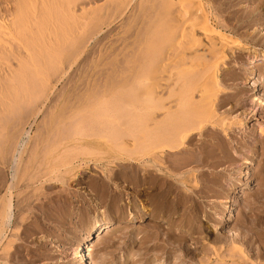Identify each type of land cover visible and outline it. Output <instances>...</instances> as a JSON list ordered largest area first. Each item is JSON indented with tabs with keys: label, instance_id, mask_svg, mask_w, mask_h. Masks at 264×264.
<instances>
[{
	"label": "rangeland",
	"instance_id": "374dc122",
	"mask_svg": "<svg viewBox=\"0 0 264 264\" xmlns=\"http://www.w3.org/2000/svg\"><path fill=\"white\" fill-rule=\"evenodd\" d=\"M17 1L18 0H0V155L1 153L2 156L4 155L0 157L5 159L7 156L6 153H14L17 148V143L22 144V141L26 142L27 140V146H25L26 148L23 152L26 153L25 156H34L35 153L41 152L40 154L44 160L48 157H50L49 160L56 159L54 164H56V166L59 164V167L61 165L62 169H64L63 166H65V164H68L69 156L72 155L71 157H75L80 153L82 156L78 155L76 157L77 160L75 162L77 168H75L71 174H62L65 180L61 178L62 181H54L56 184L54 186L55 188L49 187L51 184L50 182H48L49 184L45 183L42 185L36 180L33 184L29 182L31 188L28 187L27 190L24 188L22 191H15V206L24 201V205L23 203L20 204L21 207L23 205L25 208L22 207L23 210H31H29L30 212L26 211L23 213L24 211H22L18 213V211L22 209L16 206L15 210L17 213L15 212V217L19 221L15 218L13 222L14 225L12 224L13 226L11 225L5 230V235L7 236H5L3 242V244L7 243L8 245V241L12 240L13 245H10L12 243L9 244L12 249L7 245L1 247L2 251L7 247L10 250L7 253L5 252L8 250H5L3 253L0 249V264H79L74 259L72 251L79 243L86 241L88 234L92 230V225L94 226L96 221L101 223L112 221L113 223L111 229L106 231L103 235V239L95 243L91 258L96 264H205V260L206 264H208L207 260L210 259V255L212 259L221 256L223 259L228 261L231 260L232 264H264V155H261V153L259 155L258 153L257 156H254L249 152L251 150L250 147H247L249 144L244 147L245 150L244 148L241 150L246 156H244L246 159L244 158L241 161L242 163L239 162L243 164L242 168L239 167L238 170L237 168L235 169V167L230 168V170L223 166L217 168V171L223 176L221 177L223 180L220 178L219 186H216L217 188H211L210 192H212V194H207L208 198H201L200 201L202 203H200L199 211L194 213V217L191 215V218L188 216L189 214L184 211V207L177 203L176 194H174L176 198H174V196L171 197L172 200L174 198L173 201L167 198V189L165 187H159V189H162H158L159 192L152 190L150 192L148 191L150 197L148 195H141V197L139 196L140 192L139 195L137 193V191L142 190L141 187H135L133 184H124L118 179H116L117 181L115 179L110 181V185L112 184L111 186H104V183L107 185V181H109L106 175L108 172L109 174L112 172L111 175H109L112 179L115 174H117V171L124 172V170L127 171V169L129 170V176H135L134 171H131L133 169L131 168L133 167L131 164L134 165L137 163L133 161L136 160L135 153L142 152L140 149L142 148L141 142L143 143L145 140L142 139L141 134H143L144 138L145 132L143 131L146 130L144 129L145 125H141L140 121L142 120L140 119L139 121L137 117L139 115V118L143 119H146L148 116L147 119L153 118L150 113L147 114V109L155 102L153 99L152 102H150L147 100V97H145L144 100H146V104H144L143 99L139 101L135 95H138L140 99L141 96H144L143 93L145 89L149 87H152V90L154 89L156 91V93L154 92L155 94H157L159 90L161 91L158 85H153V83H151L154 81L151 77L155 75L154 71L157 69L156 65L159 64L158 61L162 59L166 60H162V65L167 66L169 71L170 68H175L172 69L174 79L172 75L169 76L168 74L171 71L166 72L168 69L164 67L163 76L165 75L166 78L163 77V86L166 85L162 87V89L166 87L169 88L170 86L172 88V81L174 82V80H177L176 77L182 76L180 78L183 79L184 82H182L183 80L179 82L184 83L183 87L186 89H188L186 86L189 84L188 82H191L192 85L195 84L193 87L196 88L193 89L191 85H188L191 86L189 87L191 91H194V89L197 90H195L197 93H194L195 100L200 99L201 94L203 95V92L208 89L210 90L209 92H216L219 95L217 96V94H215L219 99L215 96L213 97V99L215 98V103H220L221 101L222 103L225 102L222 106L223 109H212L220 114L232 111L231 116L228 117V115V118L226 117L227 122L223 123L222 126L225 125L226 127L228 125L230 126L229 123H236L240 119L239 117H241L242 112L246 109L251 111L255 106L257 107L254 110L256 113H258L259 109H262L261 112H259V114H261L258 116V120H250L249 116L248 120L243 121V125H247L246 131L250 133L254 126L264 124V106H259V108V103L256 101L259 93H250L248 89L250 86L248 77L246 78V76L243 77L242 75V73L246 72L247 75L250 74L248 70H250L252 66L260 71L258 72L259 76L261 73H264V60L261 56L264 54V0H248L241 1V3L236 2L235 4H232L229 0H184L186 4H183L184 6L187 5L186 7L188 9L193 8V6L194 8L196 6L203 7L207 11H205L206 14L209 16V23L212 24L214 28L217 29L218 27V30L220 29L222 32L225 31L224 33L228 32L229 34H233L235 39L245 45L244 49L234 48L233 50H229L230 52L228 51L230 56H232V53L237 52V55H239L238 59L229 57L231 60H228L227 63H219L215 71L219 74L220 79L218 78L217 82L213 84H207L203 81V79L206 80L207 77H209L206 75H210V73L206 72L207 67L204 69L206 66L204 63L206 62H203L202 59H195L197 61L191 60L185 64L183 69L176 70L177 68L174 67L173 64L174 62L175 64L177 63V59L165 53L170 52L176 54L178 50L180 53L183 51V49H181L182 47H180V49L176 48L177 51L175 47L170 51L169 47H167L169 46L168 44H164V46L160 48L161 50L163 49L162 51L157 48V35H159V32L163 29V31H166L164 27L168 28V31L170 28L169 26L178 29V32L180 29V34L176 30H173L174 34H178L177 36L180 40L177 41V43H181L182 40H184V34L187 37H184L185 40L182 43L186 44L189 42L188 38L192 32V27H189L192 26V22L183 20L186 19L183 18V15H185L183 10L186 9V7L181 4L182 0H19V6H17ZM188 1L191 2L189 3ZM178 2L180 3L179 5ZM195 2H197V5H194ZM188 4L193 5L189 6ZM181 7H184L183 10ZM72 13L75 14L77 18H75V15H71ZM251 15L252 17H250L249 20H252V22L251 25H249L248 17ZM14 23H16V26ZM185 24L186 26H181ZM174 26L177 27L175 28ZM183 27H187L189 30ZM221 27H227V29L224 30ZM230 27L234 29L232 30ZM181 32L183 33L181 34ZM196 35L206 40V36L203 35V33L197 32ZM40 36L42 37L40 38ZM174 36L177 37L176 35ZM180 38H182V40ZM176 47L179 46L176 45ZM255 54L259 55V59L256 61L252 59ZM137 55H139L140 59L137 58ZM136 58L140 60L139 62H142L141 69H143L142 67H144V69L140 71L139 69L133 70L134 68H131L130 70L135 71V74L129 69L126 70V72L130 71V73L136 76V78L133 77L137 79L136 82L139 85L137 86L141 88V91L140 89H136L138 91L137 93H135L136 91H134V93L132 92L134 94L133 98H136V102L133 105L128 104V106L127 103L132 99V94L127 92V90H129L128 87H126V92L124 88L122 89L121 87L127 83H129V86L130 84L131 86L132 84L136 86V84L135 80H131L133 79L132 74L131 76L129 72V75L126 72V74H123L119 69L123 68L124 65V68H127V66L130 67V64H133V66L138 65L139 63ZM31 59L32 61L34 60V62H32L34 64L31 63ZM113 61L115 64L117 63L118 66L115 65L116 67H111L110 63ZM189 63L193 65H188ZM196 67L199 71L200 69L201 71L204 69L205 71L202 72L207 73L205 74L206 78H203L202 76L204 74L202 75L200 71L201 75L199 76L201 77L199 80L202 82V84L200 82L201 86L199 83V86L195 83L198 79L196 80V77L193 78V74H199ZM112 68L116 69L115 72L117 73L120 71L118 77L119 75L122 77L123 74V77H125H122L123 81L120 80L122 78L119 77V79L116 77L117 74L116 76H112L114 73L112 72ZM151 69L155 70L152 71ZM186 70L187 74H189L195 82L191 79H189L191 81L186 82L188 80L186 77L187 75L185 76ZM151 71L153 75L150 74L152 73ZM177 71L182 73H179L177 76ZM110 72L112 73L111 76ZM147 75H149V78H147ZM129 76L131 82L128 80ZM145 77L150 80L143 81L147 80ZM169 77L173 79L171 78L169 80ZM259 79L264 86V74L260 76ZM116 80H120L124 85H120L121 87L118 86L119 83H117ZM219 82L222 87L218 86ZM176 84H178V82ZM210 84L217 85L220 87L219 90L218 87L216 89V87L213 86L209 89V87H211ZM204 85L206 90L203 87ZM119 87V90H115V88ZM176 87L175 88L178 90L182 86L178 88L179 86L176 85ZM242 87L245 88V91L243 90L240 92L239 90ZM175 88L174 91H177ZM201 88H203L204 91L201 90ZM114 90L116 92L121 90V93L116 94ZM5 92L11 103L3 96ZM13 93L14 95L15 93H23V100L18 102V104H14V100L16 102V99H14L12 103V99L15 98L12 95ZM126 93H129L130 96L126 95ZM11 95L12 98H9ZM81 95L83 96L81 97ZM75 96L82 99L87 96V102L89 103L83 102L85 105H81L78 109L79 113L76 111V114L72 113L73 111L71 112L72 107L69 102ZM3 97H5V100ZM92 98H94V100ZM98 98L101 100L99 103L97 102ZM261 98L264 99V93L261 94ZM238 100L241 101V105ZM94 102L96 103L94 104ZM173 104L176 105L175 103ZM63 109L70 110L69 112L71 115ZM61 110L66 113L60 112ZM37 111L40 113L38 114ZM56 113H58V115L62 113L63 118L59 117ZM220 114H216V118L212 119V122L217 121V117L221 119L223 116H220ZM149 125L151 126V123ZM149 125L146 124V128L147 126L149 127ZM152 125H154V123H152ZM234 125L231 128H236L238 134L241 132L239 135H235V138H237L235 140L241 139L243 131L240 130H243L244 126L240 128V126ZM154 127L153 129L149 128L152 129L149 130L150 132L148 131L149 135L153 133ZM77 132L79 135H76ZM26 134L29 135L27 136ZM88 135L91 136L88 137ZM152 135L153 134L149 137L152 138ZM222 135H225V133H221V136ZM72 136L74 138L76 137L75 139L77 140L73 141ZM66 137L67 140L64 139ZM149 137L147 136L146 138L149 139ZM243 137L245 138V136ZM227 138L230 139V137ZM246 139L251 144L252 139ZM62 141L67 145H63V147L61 145ZM229 145L231 148L235 145V142ZM262 145L263 144H258L255 150H257V152H262V148H264V145ZM70 147H73V150ZM148 149L147 152L149 151ZM152 149L148 153H153ZM234 150L236 151V147ZM234 150L233 152H235ZM57 153L60 155L59 159H62V161L59 160V162H57L58 158L54 156ZM62 153H67L69 156L67 154L65 156V154L63 155ZM126 153H131L132 159L127 158L125 155ZM83 154L85 156H83ZM64 156L67 157V159ZM179 158L177 160H179ZM63 160L66 161L63 162ZM60 161L66 163L61 164ZM0 165H3V163L0 162ZM2 167H4V165L0 166V168ZM190 167H192V169ZM187 168H189V171H185ZM187 168L183 169L184 171H179L180 175L185 173L184 175L187 174L190 176L189 178L187 175H183L185 179L187 178V182L185 179L183 180L185 186L188 188L191 187L189 189L195 188V186L193 187L194 184H198L197 186H200V184L204 186L200 181V183H195V181H198L196 177L199 176L197 175L199 173L196 171V168H194L193 165ZM7 170H9V168H6V166L0 169V187L2 188V191H0V195H2L0 197L3 199L4 190L7 187L6 182L9 180L8 177H11L7 175L10 174V171ZM191 170L194 172L195 178L193 173L191 175ZM187 172H189V174ZM122 173L118 176L121 177V175H123L124 179L129 178L127 176L124 177L125 175ZM240 175L242 177L239 179L238 177ZM79 178L82 183L77 184L76 181H78ZM181 178V176L178 177V179ZM200 178L203 181V179L207 180L210 177L207 175ZM200 178L198 177L199 180H201ZM25 180H27V178ZM116 182L119 185L122 184L119 189L122 190L121 193L118 192L119 190L112 191L113 187L116 189ZM232 182L235 183L232 184ZM2 186H4V188ZM178 186H181V183H178ZM232 186H234V188ZM133 190H136L134 193L137 195L133 193ZM177 191L178 190H176V192ZM102 192L105 193L103 194ZM157 193H159L160 196H158ZM88 194L94 195L96 198ZM161 196L163 197L160 198ZM42 197H46V200L44 198V201ZM27 199H30V201H27ZM25 200L28 203L31 202V205L28 203L27 205ZM131 200H134L133 203L139 206L137 212L131 210L134 206ZM163 202L165 204H163ZM157 203L159 205H157ZM3 204L2 202L1 208ZM126 205L130 206V208L128 206L126 207ZM187 206L189 207L190 204ZM227 206L230 210H227ZM28 207L30 208L28 209ZM178 207L182 209L179 211ZM121 208L125 209V212L128 213L127 216L121 215ZM140 208H143V211ZM130 210L133 212V215H130ZM158 210H161L160 213H158ZM167 211H169V213ZM162 213L163 215H160ZM165 213L170 215L172 213V215L170 217V215ZM175 213L177 215H175ZM20 214L21 216L24 214V216L21 217ZM196 214H199V216L197 215V217ZM48 215L49 217H47ZM17 216H19V218ZM133 216L134 219H132ZM135 218H138V220H135ZM130 219L133 221H130ZM15 221L19 223V225L15 223ZM172 221L175 222L173 227V232H175V234H172L173 232L169 231L168 228L169 223ZM218 221H220V223L222 222V227L218 228V233L217 231L214 233L212 231V226L213 224H218ZM188 225L198 228V232L195 231V235L192 234L193 237H191V239L189 237L190 240L188 238L185 239L188 247L185 246V243L182 244L181 241L182 245L173 243L176 245L174 248L172 244L174 241L173 239H175V237V240H177V238L179 239L180 237L177 236L182 230L191 229ZM204 227L205 229H203ZM12 228H16L14 229L15 231L13 230V233L10 231ZM168 233H171L173 237L169 236ZM13 235L14 237H12ZM232 235L235 238V241L231 242L232 244L230 242H228L229 244L216 242V236H221L222 238L223 236L233 237ZM167 236L172 239V241L170 239L171 242L168 241L169 238ZM242 238H245L244 244L240 242ZM213 239L216 243L212 241ZM169 242L172 244V247H170ZM189 247L190 249L192 248V250L196 249L195 252L197 253V257H194L193 254L192 256L191 253L187 254L188 252L186 250L189 249ZM208 250L209 252L207 253L206 251ZM215 251L218 252V256L217 253L214 254ZM205 252L207 255H210L207 256ZM5 254H8L10 258H7ZM19 255L20 258H18ZM24 255L25 257H23Z\"/></svg>",
	"mask_w": 264,
	"mask_h": 264
},
{
	"label": "bare ground",
	"instance_id": "6f19581e",
	"mask_svg": "<svg viewBox=\"0 0 264 264\" xmlns=\"http://www.w3.org/2000/svg\"><path fill=\"white\" fill-rule=\"evenodd\" d=\"M19 1V0H18ZM16 2V3H18V5L17 6H19V2ZM194 1V0H193ZM232 4H235L236 2L238 3V2H240L241 3V1L243 2V1H248V0H229ZM173 2V1H172ZM182 3V5L184 6V4L183 3H185L186 4V2L184 1V0H182L181 1ZM189 2V1H188ZM191 2V1H190ZM189 2V3H190ZM254 2V1H253ZM197 2H195V4L194 5H197L196 4ZM180 3L178 2V5H179ZM174 5V4H173ZM189 6L190 5H193V4H188ZM127 6V5H126ZM187 5H185L184 7H186ZM188 6V7H189ZM203 6V5H202ZM183 7V8H184ZM182 8V7H181ZM183 8H182V10H183ZM220 8V7H219ZM180 11H181V9H180ZM184 11V14L185 15H183V18H186V19H183V20H188V21H191L192 22V26H190L189 28H191L192 29V32L191 31H189V32H191V34L189 35L188 33V35H189V38H188V40H189V42H187L186 44H184V43H182V42H184V40H185V38L184 37H187V36H185V34L183 35L184 37H183V39L184 40H182V38H180L181 40H182V42L181 43H177V41H180L179 40V37L177 36L178 34H174V31L176 30L177 32H178V29H174L173 27H171V26H169L170 28H169V30L167 31V29L168 28H166V27H164L165 29H166V31H161V32H159L160 34L159 35H157L158 37H156L157 39H156V44H157V48H158V50H160V51H162L160 48L161 47H163L164 46V44H168L169 46H167V47H169V49H170V51H172V49L175 47V49L176 48H179L180 49V47H182L181 49H183V51H181L180 53H179V50H178V53H176V54H173V53H165V54H169L168 56H171V57H175L176 59H177V63L175 64V62H174V64H173V66L174 67H176L177 69L176 70H179V69H183V67H185V64L186 63H188V62H190L191 60L193 61V60H195V59H202L203 60V62H206V63H204L205 65V68L204 69H206V67H207V71L206 72H208V73H210V75L209 74H207V73H203L205 70L203 69L202 71H201V69H200V71L202 72V77L204 78H206V76H209V77H207V79L205 80V79H203V81H205V83H207V84H209V83H211V84H213L214 82L216 83L217 82V80H218V78H219V74L215 71V69L218 67V64L220 63L221 64V62H225V63H227V61L228 60H231V58H229V57H232V58H234V59H238V56L239 55H237V52H235V53H232V56H230L229 54V50H233L234 48H236V49H244L245 47V45L242 43V42H240L239 40H237V39H235L234 38V36H233V34H229L228 32L227 33H224V32H222V31H220V29L218 30V27H217V29L216 28H214L213 26H212V24H210L209 23V16H208V14H206V10L203 8V7H201V6H196L195 8H194V6H193V8H190V9H188L187 7H186V9H184L183 10ZM182 11V12H183ZM206 11V12H205ZM75 12V11H74ZM169 12V11H168ZM181 12V13H182ZM76 13V12H75ZM43 15V14H42ZM71 15H75V14H71ZM182 15V14H181ZM22 16H24V15H22ZM76 16V15H75ZM20 17H21V14H20ZM19 17V18H20ZM154 17H156V16H154ZM250 17H252V15L251 16H249L248 17V20L250 19ZM75 18H77V16L75 17ZM169 18V17H168ZM17 19V18H16ZM23 19V18H22ZM73 19H74V16H73ZM216 19V18H215ZM247 20V21H248ZM16 21V20H15ZM217 21V20H216ZM246 21V22H247ZM183 22H185V21H183ZM251 22H252V20H249V25H251ZM40 23V22H39ZM190 23V22H189ZM15 24V26H16V23H14ZM76 24V23H75ZM84 24V23H83ZM179 24V23H178ZM219 24V23H218ZM221 24V23H220ZM225 24V23H224ZM253 24V23H252ZM35 25V24H34ZM33 25V26H34ZM136 25V24H135ZM189 25V24H188ZM222 25V24H221ZM46 26V25H45ZM173 26V25H172ZM181 26H186V24L185 25H181ZM180 26V27H181ZM216 26V25H215ZM224 26V25H223ZM5 27H6V25H5ZM4 27V28H5ZM89 27V26H88ZM175 28L177 27V26H174ZM179 27V26H178ZM38 28V27H37ZM184 28V27H183ZM183 28H181V29H183ZM221 28H223L224 30L225 29H227V27L226 28H224V27H221ZM231 29H232V27H230ZM229 28V29H230ZM41 29V28H40ZM184 29H187V30H189L187 27L186 28H184ZM234 29V28H233ZM232 29V30H233ZM238 29V28H237ZM31 30V29H30ZM38 30V29H37ZM174 30V31H173ZM186 30V31H187ZM27 31V30H26ZM186 31H185V33H186ZM229 31V30H228ZM231 31V30H230ZM236 31V30H235ZM179 32H180V29H179ZM178 32V33H179ZM197 32H200V33H203V35H205L206 36V40H204V39H202V38H200L199 36H197L196 35V33ZM233 32V31H232ZM11 33V32H10ZM30 33V32H29ZM65 33V32H64ZM183 32H181V34H182ZM234 33H236V32H234ZM15 34V33H14ZM62 34V33H61ZM180 34V33H179ZM186 34V35H187ZM2 35V34H1ZM12 35V34H11ZM17 35V34H16ZM174 35H176L177 37H175ZM199 35V34H198ZM180 36V35H179ZM3 37V36H2ZM42 36H40V38H41ZM62 37V36H61ZM63 38H65V37H63ZM22 39V38H21ZM191 39V40H190ZM260 39V38H259ZM29 40V39H28ZM155 40V39H154ZM188 40H186V41H188ZM3 41V40H2ZM176 45L177 46H179V47H176ZM188 45V46H187ZM125 47V46H124ZM246 50V49H245ZM167 51H168V49H167ZM176 51H177V49H176ZM229 51V52H228ZM257 51V50H256ZM252 53V52H251ZM162 54V53H161ZM160 54V55H161ZM26 55V54H25ZM262 56V59L264 60V54L263 55H261ZM62 57V56H61ZM161 57V56H160ZM254 58H252L253 60H258L259 59V55H257V54H255L254 56H253ZM137 58H139V55H137ZM136 58V59H137ZM174 58V59H175ZM261 58V57H260ZM22 59V58H21ZM61 59V58H60ZM140 59V58H139ZM168 59V58H167ZM170 59V58H169ZM234 59H232V60H234ZM23 60V59H22ZM163 60V59H162ZM162 60L161 61H158V63L159 64H157L156 65V67H157V69L155 70V69H153V70H155L154 71V73H155V75L153 76V77H151V79L152 80H154L153 82H151V83H153V85L155 84V85H158V88L159 89H161V91L159 90L158 92H157V94H155L156 93V91L154 90H152V87H149V88H147V89H145V91H144V96H141V98L139 99V97H138V95H135L136 96V98H137V100H141V99H143V103L144 104H146V100H144L145 99V97H147V100H149L150 102H152V99L153 100H155V102H153V104L151 105V107H149L148 109H147V114L148 113H150V115H152V117L153 118H149V119H147L148 117L147 116H145V117H147L146 119H143V118H139V115H138V117L137 116H135V117H137V119L140 121V119L142 120V121H140L141 122V125H145L144 126V129H146V130H144L143 132H145L144 133V138H143V134H141L142 135V139L143 140H145L143 143L141 142V144H142V148H140L141 150H142V152H141V150H140V152L141 153H135V155H136V160H133V161H135V162H137V163H135L134 165H132L131 164V166H133V167H131V168H133L131 171H134V173H135V176H133V177H131V176H129V170L127 169V171H125L124 170V172L123 171H120V172H118L117 171V174H115V176H114V178L112 179L109 175H111V173L112 172H110V174H109V172H108V174H106L107 175V180H109V181H107V185L104 183V186H106V187H109L108 185H110V181H112V180H116V179H118V180H120L122 183H124V184H127V185H130V184H133V186H135V187H141V191H137V193H138V195H139V192H140V195L139 196H149V192L152 190V191H158L159 192V190H162L161 188L159 189V187H165L166 189H167V195L169 196H167V198H170V200H172L171 199V197L172 196H174V194H176V197H177V203H179L181 206H183L184 207V211L186 212V213H188L189 215L188 216H190V218H191V215L194 217V213H196V212H198L199 211V206H200V203H202L200 200H201V198H205V197H207V194H212V192H210V190H211V188L212 187H218L219 186V182H220V178L221 177H223V176H221V174L217 171V168L219 167V166H223V167H225V168H227V169H229L230 170V168H232V167H235V169L237 168V170H238V168L240 167V168H242L243 166V164H240L239 162H241L246 156H245V153L244 152H242L241 150L244 148V147H246L247 146V144H249V146H247V147H250V153H252L254 156L256 155L257 156V154L259 153V155H260V153H261V155H264V154H262V153H264V148H262V152H260L259 151V149H258V151L259 152H257V150H255V149H257V145L258 144H263L264 145V124L263 125H257V126H254V128L252 129V131L250 132V133H248L247 131H246V129H247V125L245 124V125H243V121H246V120H248L249 119V116H250V120H258V116H260V114H259V112H261V110L262 109H257L258 110V113H256V112H254V110H255V108H257L256 106H255V108L253 109V110H245L244 112H242V114H241V117H239L240 119L236 122V123H234V122H232V123H229L230 124V126L228 125V126H226L225 127V125L224 126H222L223 125V123H226L227 122V120H226V117L228 116V117H230L231 116V112L229 113L228 111V113L226 112H224V113H222V114H220L219 112L218 113H216L217 111H214V110H212L213 108H215V110H217L218 108H222L223 109V103H225V102H223L222 103V101L219 103H215V101H214V99H213V97L215 96V94H217L215 91V93H213V92H209L210 90H206V88H205V85L203 86L204 87V89L206 90L205 92H203V95L201 94V96H200V99H198V100H195L196 98L194 97V93H197L196 91V89H194V91H191V89L189 88V87H191L192 86V89L193 88H196V87H193V86H195V84H193L192 85V83L191 82H188V81H191L192 80V77H190L189 76V74H187V70H186V74H185V76L188 78V80H187V78H186V82H188L189 84H185L186 86H187V88L188 89H186L185 87H183V85H184V83H182V82H184V80L183 79H181L180 77H182V76H179L178 78L176 77V81L178 82V84H176L177 82L174 80V82L172 81V83L173 84H171L172 85V88H171V86L169 87V88H163L162 89V87H164L163 86V81H164V78L163 77H165V75L163 76V72H164V70L167 68V66H164V65H162ZM30 61V60H29ZM140 60H138L137 59V62L139 63L138 65H140V66H138V65H135V66H133V64L131 65L130 64V67H128L127 66V68H124L125 67V65H124V67L123 68H121V69H119V70H121V72L124 74L125 72H126V70H130L131 68L133 69V70H140V71H142L143 69H144V67H142L143 69H141V63L142 62H139ZM141 61H143V60H141ZM149 61H151V60H149ZM163 61H166V60H163ZM169 61V60H168ZM195 61H197V60H195ZM255 61H253V62H255ZM32 62H34V60L32 61V59H31V63ZM134 62H136V61H134ZM133 62V63H134ZM170 62H172V61H170ZM237 62V61H236ZM123 63V62H122ZM121 63V64H122ZM160 63H161V65H160ZM32 64H34V63H32ZM55 64V63H54ZM111 64V67H114L115 65H117V63L115 64L114 63V61L112 62V63H110ZM146 64V63H145ZM224 64V63H223ZM3 65V64H2ZM120 65V64H119ZM127 65V64H126ZM168 65V64H167ZM188 65H193V64H188ZM188 65H186V66H188ZM225 65V64H224ZM118 66V65H117ZM143 66V65H142ZM169 66V65H168ZM116 67V66H115ZM140 67V68H139ZM152 67V66H151ZM164 67H165V69H164ZM171 67V66H170ZM189 67V66H188ZM1 68V67H0ZM3 68V67H2ZM197 68V67H196ZM220 68V67H219ZM218 68V69H219ZM113 69V68H112ZM168 69V68H167ZM172 69H175V68H172ZM172 69L170 68V71H169V69H168V71H166V72H170V73H168L169 74V76H171L172 75ZM192 69V68H191ZM198 69V68H197ZM133 70H130L131 72L133 71ZM152 70V69H151ZM152 70V71H153ZM116 71V69H113V71L112 72H114L113 74L110 72V76H111V74H112V76L113 75H115L116 76V74H117V76L116 77H118V74H119V72L120 71H118V73L117 72H115ZM130 71H127L126 73H130ZM151 71V72H152ZM175 71V70H174ZM185 71V70H184ZM198 72H199V74H193L194 75V77L193 78H195L197 81L195 82V80L193 79L192 81H194L197 85H198V83L200 84V80H199V78L201 77V76H199V75H201V73H200V71H199V69L197 70ZM218 71V70H217ZM248 71H250V74H246V73H242V75H243V77L244 76H246V78L248 77V80H249V82H250V86L248 87V89H249V91H250V93L251 92H255V93H259L257 96H258V98H256V101L259 103V105H258V107L259 106H261V107H263L264 106V99L263 98H261V94H263L264 93V86H263V84L261 83V81H260V79H259V77L260 76H262L263 74L261 73V75L259 76V74H258V72H260V71H258L257 70V68H255L254 66H252L251 68H250V70H248ZM134 72V74H135V71H133ZM147 72V71H146ZM178 73H176L177 74V76H178V74L179 73H182V72H180V71H177ZM242 72V71H241ZM125 73V74H126ZM129 73H128V75H129ZM138 73V72H137ZM150 73V72H149ZM123 74H122V77H123ZM131 74L132 73H130V76H131ZM150 74H152L153 75V72L152 73H150ZM205 74H207L206 76H205ZM137 75V74H136ZM180 75H182V74H180ZM192 75V74H191ZM130 76H129V78H128V80L130 79ZM134 75L132 74V78L133 79H131V80H135V84H136V86L134 85V84H132V86H131V84H130V86H129V83H127L126 85H124L121 81H123V78H125V77H121L120 75H119V77L120 78H122V79H120L119 77V79L121 80H116L117 81V83H119V85L118 86H123V87H121L122 89L124 88V91L125 90H127V88L126 87H128V89L129 90H127V92H129V93H131L132 94V99L127 103V105L129 104H134L135 102H136V98L134 99L133 97H134V91H136L135 93H137L138 91L137 90H139L140 89V91H141V88L140 87H138L139 85H138V83L136 82V80L137 79H135L136 78V76H134ZM173 76V75H172ZM189 76V77H188ZM221 76V75H220ZM223 76V75H222ZM115 77V78H116ZM146 78V77H145ZM147 78H149V75H147ZM146 78V79H147ZM166 78V77H165ZM168 78V77H167ZM172 78V77H171ZM170 77H169V80L171 79ZM173 78H174V76H173ZM172 78V79H173ZM63 79V78H62ZM117 79V78H116ZM175 79V78H174ZM179 79V80H178ZM189 79H191V80H189ZM220 79V78H219ZM125 80V79H124ZM148 80H150V79H147V80H143V81H148ZM166 80V79H165ZM183 80V81H182ZM130 81V80H129ZM167 81V80H166ZM179 81H182V82H179ZM131 82V81H130ZM168 82V81H167ZM179 83H181V84H179ZM123 84V85H122ZM201 84H202V82H201ZM201 84H200V86H201ZM210 84V85H211ZM138 85V86H137ZM174 85V86H173ZM176 85H178L179 87L178 88H180L181 86V88L180 89H176L177 87H176ZM181 85V86H180ZM188 85H191V86H188ZM209 85V86H210ZM17 86V85H16ZM199 86V85H198ZM212 86L213 87H216V89H217V87L218 86H220V87H222L221 85H220V82H219V85L217 86V85H211V87H209V89L210 88H212ZM9 87V86H8ZM120 87L119 88H115V90H119L120 89ZM148 87V86H147ZM176 87V88H175ZM220 87H218V90H219V88ZM246 87V88H247ZM55 88V87H54ZM114 88V87H113ZM126 88V89H125ZM174 88H175V90H177V91H174ZM198 88V87H197ZM137 89V90H136ZM166 89V90H165ZM173 89V90H172ZM183 89V90H182ZM215 89V88H214ZM222 89V88H221ZM245 88H241L239 91L241 92V91H243ZM114 90V91H115ZM196 90V91H195ZM201 90H203V88H201ZM247 90V89H246ZM6 91H8V90H6ZM11 91V90H10ZM199 91V90H198ZM204 91V90H203ZM245 91V90H244ZM53 92V91H52ZM126 92V91H125ZM133 92V93H132ZM155 92V93H154ZM207 92H209V93H207ZM114 93H116V94H119V93H121V90L120 91H118V92H114ZM129 93H126V95H129ZM219 93V92H218ZM221 93V92H220ZM23 94V93H22ZM22 94H18V93H15V95H14V93L12 94L15 98H13L12 99V103H13V100L14 99H16V102H15V100H14V104L16 103V104H18V102H20V101H22L23 99H22V97L24 96V95H22ZM142 94V95H143ZM154 94V95H153ZM7 94H6V92H5V94L3 95V96H5L7 99L6 100H8V102L9 103H11L10 101H9V99H8V97L6 96ZM12 95H11V97L9 96V98H12ZM49 95V94H48ZM92 95V94H91ZM195 95H197V94H195ZM43 96V95H42ZM83 95H81V97H82ZM85 96V95H84ZM90 96V95H89ZM95 96V95H94ZM130 96V95H129ZM217 96H219L218 94H217ZM217 96H215V97H217ZM5 97H3L4 98V100H5ZM26 97V96H25ZM48 97V96H47ZM115 97V96H114ZM144 97V98H143ZM232 97V96H231ZM72 98V97H71ZM113 98V97H112ZM120 98H121V96H120ZM218 99H219V97H217ZM233 98H236V97H233ZM48 99V98H47ZM87 96H86V98H78V96H75V97H73L69 102L71 103V112L72 113H74V114H76V111H77V113H79L78 112V109H79V107L81 106V105H85V103H83V102H86V103H88L87 102ZM93 100H94V98H92ZM115 99V98H114ZM11 100V99H10ZM117 100V99H116ZM221 100V99H220ZM224 100V99H223ZM46 101H48V100H46ZM96 101V100H95ZM99 101H101V100H99V98H98V100H97V102L99 103ZM238 101H240V100H238ZM255 101V100H254ZM122 102V101H121ZM96 102H94V104H95ZM104 103V102H103ZM138 103V102H137ZM142 103V104H143ZM173 103H175L176 105H174ZM257 103V104H258ZM89 104V103H88ZM87 104V105H88ZM143 104V105H144ZM216 104V105H215ZM239 104L241 105V101L239 102ZM86 105V106H87ZM128 105V106H129ZM136 105V104H135ZM134 105V106H135ZM174 105V106H173ZM239 105V106H240ZM256 105V104H255ZM3 106V105H2ZM94 106V105H93ZM92 106V107H93ZM144 106H146V105H144ZM144 106H142V107H144ZM238 106V105H237ZM105 107V106H104ZM7 108V107H6ZM91 108V107H90ZM146 108V107H145ZM229 108V107H228ZM234 108V107H233ZM236 108V107H235ZM244 108H246V107H244ZM250 108V107H249ZM260 108V107H259ZM66 109H68V108H66ZM243 109V108H242ZM38 110H39V108H38ZM63 110H65V109H63ZM63 110H61L60 112H62ZM220 110V109H219ZM264 110V109H263ZM65 111H67V113L70 111H68V110H65ZM64 111V112H65ZM85 111V110H84ZM87 111V110H86ZM145 111V110H144ZM143 111V112H144ZM64 112H62V113H64ZM263 112V111H262ZM19 113V112H18ZM37 113H38V111H37ZM40 113V112H39ZM38 113V114H39ZM62 113H59V115H58V113H56L59 117H61V118H63V114ZM66 113V112H65ZM64 113V114H65ZM70 113V112H69ZM152 113V114H151ZM215 113V114H214ZM142 114H144V113H142ZM216 114H220V116H223L221 119H220V117L218 118L217 117V121H215V122H212V119H214V118H216ZM37 115V114H36ZM57 115H56V118H57ZM69 115V114H68ZM70 115H71V113H70ZM52 116H53V114H52ZM72 116H73V114H72ZM140 117H141V115H140ZM227 117V118H228ZM65 118H67V117H65ZM256 118V119H255ZM26 119V118H25ZM68 119V118H67ZM120 119V118H119ZM133 119V118H132ZM59 120V119H58ZM57 120V121H58ZM63 120V119H62ZM65 121H66V119H65ZM223 121V122H222ZM225 121V122H224ZM59 122V121H58ZM145 123V124H144ZM151 123V126L149 125ZM152 123H154V125H152ZM236 125V126H240V128H241V126L243 127V130H240V131H243V133L241 134L242 135V137L243 136H245V138L243 137H241V139H238V140H235V139H237V138H235V135L236 134H238L237 132V129L235 128H231V127H233V125L234 124ZM247 123V122H246ZM146 124L147 125H149V127L147 126V128H146ZM140 125V124H139ZM140 125V126H141ZM234 125V126H235ZM155 126V127H154ZM143 127V126H142ZM153 127H154V131H153V133H150V135L148 134V131L149 130H152L153 129ZM222 127V128H221ZM256 127V128H255ZM92 128V127H91ZM149 128H152V129H149ZM89 129V128H88ZM221 129H223V130H221ZM150 132V131H149ZM152 132V131H151ZM225 133V135H222L221 136V133L222 134H224ZM20 133V132H19ZM27 133H28V131H27ZM241 133V132H240ZM239 133V134H240ZM130 134V133H129ZM151 134H153L152 136V138H150L149 136H151ZM238 134V135H239ZM25 135V134H24ZM27 136L29 135V134H26ZM74 135V134H73ZM76 135H79V133L77 132V134ZM26 136V137H27ZM75 136V135H74ZM89 136H91V135H88V137ZM149 137V139H147L146 137ZM225 136V137H224ZM58 137V136H57ZM78 137V136H77ZM81 137V136H80ZM140 137V136H139ZM227 137H230V139H228ZM59 138V137H58ZM76 138V137H75ZM73 136H72V139H73V141H75V140H77V139H75ZM91 138V137H90ZM246 138H251L252 139V142H251V144L249 143V141L246 139ZM26 139V138H25ZM64 139H66L67 140V137L66 138H64ZM17 140V139H16ZM105 140V139H104ZM140 140V139H139ZM151 141L150 142V144H149V142H147V141ZM250 140V139H249ZM2 141V140H1ZM28 141V140H27ZM26 141V142H27ZM64 141V140H63ZM63 141H62V146L64 145H67L66 143L64 144L63 143ZM79 141V140H78ZM121 141V140H120ZM26 142H23L22 141V144L21 143H17V145H16V149H15V151H14V153H11V154H9V153H6V158L4 159V158H1L0 157V159H2V160H0V162L1 163H3V165H4V167L6 166V168L8 167L9 168V170H7V171H10V174H7V175H9V176H11V177H8L9 178V180H8V182H6L7 183V187H6V189L4 190L5 192H4V199L3 198H1L0 199V208H1V204H2V202L4 203L3 204V206H2V208H1V210H0V249H1V251H2V246L3 247H5L4 245H7V243H4L3 244V242H4V239H5V236H7V235H5V230L6 229H8L12 224H13V222H14V219L16 218L15 217V212H16V206H17V208H19V209H22L21 211H18V213L19 212H22V211H24L23 210V205H24V201L22 202L23 203V205H22V207L20 206V204H22V203H20V204H16V206H15V191H17L18 192V190H21L22 191V189H26L27 190V188L29 187V188H31V186L29 185L30 183L29 182H32V184H33V182H36V180L39 182V183H41L42 185H44L45 183L46 184H49L48 182H50L51 184L49 185V187H54L56 184L54 183V181H62L61 180V178H63L64 180H65V178L62 176V174H65V173H68V174H71L74 170H75V168H77V166H76V160H77V156L78 155H80V156H82V154L80 153V154H78L77 156H75V157H71V156H69L67 153H64L65 154V156H66V154L70 157H68L69 158V162H68V164L66 165L65 163H62L61 161H62V159H59V154L57 153L56 155H54V156H56V158H58V160H57V162H59V160H61L60 162H61V164H65V166H63L64 167V169H62L61 168V165H60V167L58 166L59 164H57V166H56V164H54V162H55V160H49V158L50 157H48V158H46V160H44L43 158H42V155L40 154V153H35L34 154V156H31V155H29V157L28 156H25V154L26 153H23L24 152V150H25V146H27L26 145ZM41 142V141H40ZM77 142V141H76ZM119 142V141H118ZM232 142H235V145L234 146H232L231 148H230V145L229 144H232ZM54 143V142H53ZM152 143V144H151ZM11 144V143H10ZM75 145V144H74ZM262 145V146H263ZM63 146V147H64ZM83 146V145H82ZM90 146V145H89ZM152 146H153V149H152ZM47 147V146H46ZM53 147H54V145H53ZM62 147V148H63ZM81 147V146H80ZM84 147H86V148H89V147H87V146H84ZM236 147V151L234 150V148ZM59 148V147H58ZM71 149L73 148V147H70ZM82 148V147H81ZM85 148V149H86ZM149 148V149H148ZM152 149V152L153 153H148V152H150V150ZM259 148V147H258ZM21 149V150H20ZM76 149H78V148H76ZM91 149V148H90ZM147 149L149 150L148 152H147ZM249 149V148H248ZM42 150V149H41ZM46 150V149H45ZM73 150V149H72ZM75 150V149H74ZM82 150H83V148H82ZM89 150V149H88ZM87 150V151H88ZM144 150V151H143ZM146 150V151H145ZM233 150L235 151V152H233ZM240 150V151H239ZM244 150H245V148H244ZM247 150V149H246ZM49 151V150H48ZM67 151H68V148H67ZM78 151V150H77ZM86 151V150H85ZM90 151V150H89ZM33 152V151H32ZM190 153V154H189ZM241 153V154H240ZM244 153V154H243ZM5 154V153H4ZM9 154V155H8ZM46 154V153H45ZM50 154V153H49ZM63 154V153H62ZM63 154V155H64ZM70 154V153H69ZM94 154V153H93ZM131 153H126L125 155H126V157L127 158H131L132 159V156L130 155ZM248 154V153H247ZM44 155V154H43ZM132 155H133V153H132ZM0 156H2V153H1V155ZM4 156V155H3ZM2 156V157H3ZM58 156V157H57ZM64 156V157H65ZM74 156V155H73ZM83 156H85L84 154H83ZM90 156V155H89ZM245 156V157H244ZM26 157H28V158H26ZM44 157V156H43ZM179 157H181V158H179ZM66 159H67V157H65ZM179 158V160H177ZM246 159V158H245ZM80 160V159H79ZM84 160V159H83ZM124 160V159H123ZM248 160V159H247ZM252 160V159H251ZM64 161H66V160H63V162ZM68 161V160H67ZM92 161H93V159H92ZM125 161V160H124ZM56 162V163H57ZM248 162H249V160H248ZM251 162V161H250ZM78 163V162H77ZM90 163V162H89ZM88 163V164H89ZM242 163V162H241ZM245 163V162H244ZM87 164V163H86ZM252 164V163H251ZM3 165H0V166H3ZM191 165H193V167L194 168H196V171L199 173V174H197V175H199V176H197L196 177V179L198 180L197 182L195 181V183H198L199 181L200 182H202L203 183V185L204 186H202L201 184H200V186H197L198 184H194L193 185V187L195 186V188H192V189H189V188H191V187H187V186H185V184L183 183V180L185 179V177L184 176H186V175H184L185 173H182L181 175H180V173H179V171H181V170H183V169H185V168H187L188 166H191ZM82 166V165H81ZM245 166V165H244ZM4 167H2V168H4ZM2 168H0V169H2ZM78 168H79V166H78ZM191 169H192V167H190ZM193 168V169H194ZM246 168V167H245ZM248 168V167H247ZM209 169V170H208ZM249 169V168H248ZM240 170V169H239ZM246 170V169H245ZM184 171V170H183ZM185 171H189V168H187ZM123 172V173H122ZM179 174H178V173ZM191 172V175H192V173H193V176H194V178H195V175H194V172L191 170L190 171ZM248 172V171H247ZM1 173V172H0ZM9 173V172H8ZM124 174L125 176L124 177H129V178H127V179H124L123 178V175H121V177H119L118 175L119 174ZM188 174H189V172H187ZM196 174V173H195ZM240 174V173H239ZM184 175V176H183ZM209 176L210 178H208L207 180H204L203 179V181H202V179L200 178V177H204V176ZM248 175V174H247ZM68 176V175H67ZM182 177L181 179H178V177ZM188 176V175H187ZM244 176V175H243ZM249 176V175H248ZM0 177H1V174H0ZM71 177V176H70ZM112 177H113V175H112ZM189 178H190V176H188ZM198 177L201 179V180H199L198 179ZM240 177H242L241 175L238 177L239 179H240ZM245 177V176H244ZM27 178V180H25ZM206 178V177H205ZM195 179V180H196ZM222 180H223V178H221ZM35 180V181H34ZM71 180V179H70ZM181 180V181H180ZM232 180V179H231ZM25 181V182H24ZM117 181V180H116ZM119 181V182H120ZM161 181V182H160ZM185 181L187 182V178L185 179ZM232 181H234V180H232ZM27 182V183H26ZM185 182V183H186ZM199 182V183H200ZM239 182V181H238ZM5 183V184H6ZM76 183L77 184H80V183H82L81 182V180H80V178L78 179V181H76ZM178 183H181V186H178ZM222 183V182H221ZM231 183V182H230ZM233 183H235V182H232V184ZM237 183V182H236ZM4 184V185H5ZM36 184V183H35ZM34 184V185H35ZM116 189L113 187H111L113 190L112 191H117V190H119L120 189V187L122 186V184H118L117 182H116ZM229 184V183H228ZM40 185V184H39ZM42 185H40V186H42ZM112 185V184H111ZM110 185V186H111ZM126 185V186H127ZM220 185H222V184H220ZM234 185H236V184H234ZM148 186V187H147ZM231 186V185H230ZM237 186V185H236ZM3 188H4V186H2ZM32 187H33V185H32ZM47 187H48V185H47ZM132 187V186H131ZM216 187V188H217ZM233 188H234V186H232ZM1 188V187H0ZM34 188V187H33ZM55 188V187H54ZM53 188V189H54ZM123 188V187H122ZM128 188H129V186H128ZM164 188V189H165ZM215 188V189H216ZM220 188V187H219ZM218 188V189H219ZM229 188V187H228ZM231 188V187H230ZM38 189V188H37ZM50 189V188H49ZM52 189V188H51ZM103 189V188H102ZM106 189H108V188H106ZM135 189V188H134ZM159 189V190H158ZM164 189H163V191H164ZM111 190V189H110ZM137 190V189H136ZM136 190H133V193L136 191ZM176 190H178L177 192H176ZM230 190H232V189H230ZM230 190H229V192H230ZM0 191H2V188H1V190ZM121 191L122 190H119L118 192L119 193H121ZM124 191V190H123ZM149 191V192H148ZM166 191V190H165ZM20 192V191H19ZM72 192V191H71ZM131 192H132V190H131ZM162 192V191H161ZM190 192V193H189ZM77 193V192H76ZM103 193V192H102ZM105 193V192H104ZM103 193V194H104ZM113 193V192H112ZM125 193V192H124ZM153 193H155V192H153ZM217 193V192H216ZM71 194V193H70ZM92 194V193H91ZM91 194H88L89 196H92V197H95L94 195H91ZM97 194V193H96ZM134 194H136V193H134ZM158 194V196H160L159 195V193H157ZM157 194H156V196H157ZM166 194V193H165ZM2 195V194H1ZM0 195V196H1ZM37 195V194H36ZM43 195V194H42ZM72 195V194H71ZM100 195V194H99ZM102 195V194H101ZM137 195V194H136ZM162 195V194H161ZM51 196V195H50ZM64 196V195H63ZM74 196V195H73ZM120 196V195H119ZM141 196V197H142ZM152 196V195H151ZM163 196H164V194H163ZM163 196H161L160 198H162ZM219 196V195H218ZM28 197V196H27ZM40 197V196H39ZM49 197V196H48ZM120 197H122V196H120ZM125 197V196H124ZM128 197V196H127ZM135 197V196H134ZM133 197V198H134ZM150 197V196H149ZM149 197H147V198H149ZM166 197V196H165ZM175 196H174V198H176ZM214 197V196H213ZM43 198V197H42ZM45 198V200H46V197H44ZM44 198H43V200H44ZM50 198V197H49ZM71 198V197H70ZM78 198V197H77ZM96 198V197H95ZM117 198V197H116ZM140 198V197H139ZM145 198V197H144ZM174 198H173V200H174ZM208 198V197H207ZM211 198V197H210ZM79 199V198H78ZM93 199V198H92ZM137 199V198H136ZM146 199V198H145ZM151 199V198H150ZM258 199V198H257ZM1 200H2V202H1ZM44 200V201H45ZM50 200V199H49ZM159 200V199H158ZM158 200H156V201H158ZM166 200V199H165ZM172 200V201H173ZM176 200V199H175ZM203 200V199H202ZM27 201H30V199H27ZM99 201V200H98ZM132 201V200H131ZM130 201V202H131ZM162 201V200H161ZM167 201V200H166ZM171 201V202H172ZM25 202H26V200H25ZM50 202V201H49ZM129 202V201H128ZM127 202V203H128ZM134 202V200L132 201V203ZM135 202H136V200H135ZM140 202V201H139ZM138 202V203H139ZM160 202V201H159ZM28 202H26V204H27ZM67 203V202H66ZM174 203V202H173ZM173 203H171V204H173ZM28 204H30L31 205V202H29ZM27 204V205H28ZM44 204H49V203H44ZM130 204V203H129ZM128 204V205H129ZM134 204V203H133ZM132 204V205H133ZM149 204H151V203H149ZM160 204H162V203H160ZM163 204H165L164 202H163ZM162 204V205H163ZM188 204H190V206L188 207L187 205ZM27 205H26V207H27ZM68 205V204H67ZM128 205H126V207L128 206ZM140 205V204H139ZM157 205H159L158 203H157ZM161 205V206H162ZM168 205H169V203H168ZM228 205V204H227ZM163 206H165V205H163ZM174 206V205H173ZM179 206V205H178ZM202 206H203V204H202ZM44 207V206H43ZM125 207V208H126ZM129 208H130V206H128ZM139 206H137V204H134V206H133V209L131 208V210L133 211V212H137V208H138ZM141 207V206H140ZM145 207V206H144ZM167 207V206H166ZM172 207V206H171ZM175 207H177V206H175ZM208 207V206H207ZM30 207H28V209H29ZM128 208V209H129ZM169 208V207H168ZM25 209V208H24ZM122 209V208H121ZM141 209V208H140ZM143 209V208H142ZM141 209V210H142ZM145 209V208H144ZM166 209V208H165ZM176 209V208H175ZM182 209V208H181ZM181 209H179V207H178V210L180 211ZM230 210V208H228V206H227V210ZM29 210H31V209H29ZM29 210H27L26 209V211H29ZM120 210V209H119ZM124 210V211H123ZM131 210H130V212H131ZM139 210V209H138ZM140 210V211H141ZM173 210V209H172ZM224 210H225V208H224ZM26 211H24L23 213H25ZM128 211V210H127ZM143 211V210H142ZM141 211V212H142ZM145 211V210H144ZM161 211V210H160ZM160 211L158 210V213H160ZM164 211V210H163ZM166 211V210H165ZM30 212V211H29ZM129 212V211H128ZM133 212H131V214L130 215H133ZM156 212V211H155ZM168 213H169V211H167ZM176 212V211H175ZM202 212V211H201ZM17 213V212H16ZM28 213V212H27ZM26 213V214H27ZM120 213V212H119ZM144 213V212H143ZM168 213H165V214H167V215H170V214H168ZM227 213V212H226ZM229 213V212H228ZM46 214V213H45ZM123 214V216H127V212H125V209L123 208L122 209V211H121V215ZM136 214V213H135ZM164 214V215H165ZM182 214H183V212H182ZM19 215V214H18ZM138 215H139V213H138ZM141 215H142V213H141ZM140 215V216H141ZM157 215V214H156ZM160 215H163V213L162 214H160ZM171 215H172V213H171ZM171 215H170V217H171ZM175 215H177L176 213H175ZM184 215V214H183ZM199 216V214H196V216ZM20 216H21V214H20ZM22 216H24V214H22ZM21 216V217H22ZM166 216V215H165ZM197 216V217H198ZM18 218H19V216H17ZM47 217H49V215L47 216ZM135 217H137V216H135ZM160 217H162V216H160ZM169 217V216H168ZM140 218V217H139ZM142 218V217H141ZM184 218H186V217H184ZM211 218V217H210ZM17 219V218H16ZM132 219H134V216L132 217ZM132 219H130V221H133ZM138 220V218H135V220ZM175 219V218H174ZM23 220V219H22ZM195 220V219H194ZM193 220V221H194ZM223 220H225V219H223ZM17 221H19L18 219H17ZM170 221V220H169ZM188 221V220H187ZM187 221H186V223H187ZM192 221V220H191ZM190 221V222H191ZM25 222V221H24ZM197 222V221H196ZM195 222V223H196ZM216 222H217V219H216ZM219 223L218 224H213V226H212V231L215 233V231H217V233H218V228H221L222 226H221V223H220V221H218ZM224 222H227V221H224ZM15 223H17L16 221H15ZM184 223H185V221H184ZM214 223V222H213ZM18 225H19V223H17ZM112 221H107V222H104V223H101V222H99V221H96L95 222V224H94V226L92 225V230H91V232L88 234V237L86 238V241L85 242H83V243H79L78 244V246L77 247H75L74 248V250L72 251L73 252V255H74V259L79 263V264H96L94 261H93V259L91 258V253L93 252V250H94V248H95V243L96 242H98V241H100V240H102L103 239V235L105 234V232L106 231H108L109 229H111V226H112ZM174 224H175V222L174 221H172V222H170L169 223V231H172L173 232V227H174ZM192 224V223H191ZM190 224V225H191ZM225 224V223H224ZM14 225V224H13ZM12 225V226H13ZM167 225H168V223H167ZM193 225V224H192ZM16 226V225H15ZM189 226V225H188ZM187 226V227H188ZM17 227V226H16ZM186 227V226H185ZM191 229H189L188 228V230H182L181 231V233L179 232V234H178V236H177V234H176V236L177 237H180L179 239L177 238V240H175L176 239V237H175V239H173L174 241L172 242V244L173 243H178V245H180L181 244V241H182V244L183 243H185L186 244V240L185 239H189V237H190V239H191V237H193L192 236V234L193 235H195L194 234V232L195 231H197L198 232V228H196V227H191V226H189ZM207 227V226H206ZM209 228V227H208ZM14 229H16V228H14ZM13 228H12V230H10V231H12L11 233H13L15 230H14ZM21 229V228H20ZM25 229V228H24ZM202 229V228H201ZM203 229H205V227L203 228ZM14 230V231H13ZM202 231V230H201ZM241 231V230H240ZM254 231V230H253ZM203 232V231H202ZM204 233H205V230H204ZM213 233V234H214ZM172 234H175V232H173ZM171 233L169 234L168 233V235L169 236H172L173 237V235H172ZM212 234V235H213ZM211 235V234H210ZM233 236V235H232ZM12 237H14V235L12 236ZM168 237V236H167ZM224 237V236H223ZM221 238V236L220 237H217L216 236V242H220V243H227V244H229L228 242H233V241H235V238H234V236L233 237H231V236H225L224 238ZM94 238V239H93ZM169 238V237H168ZM245 238H246V236H245ZM245 238H242L241 240H240V242H242V244H244L245 243ZM170 239L171 238H169V240L168 241H170ZM189 239V240H190ZM238 239V238H237ZM7 240H9V239H7ZM96 240V241H95ZM6 241V240H5ZM14 241V240H13ZM171 241H172V239H171ZM170 241V242H171ZM212 241H214L215 242V240L213 239ZM15 242H16V240H15ZM167 242V241H166ZM169 242V243H170ZM215 242V243H216ZM237 242V241H236ZM239 242V241H238ZM10 243H12V244H10ZM9 244L12 246L13 245V242H12V240H10V241H8V245L7 246H9ZM172 244L170 243L169 245H170V247H172ZM181 244V245H182ZM198 244V243H197ZM232 244V243H231ZM230 244V245H231ZM235 244V243H234ZM233 244V245H234ZM168 245V244H167ZM168 245V246H169ZM174 245V244H173ZM189 245V244H188ZM222 245V244H221ZM6 246V247H7ZM11 246H9V248L10 249H12V247ZM175 246L176 245H174L173 247L175 248ZM186 247H188L187 246V244L185 245ZM232 246V245H231ZM211 247V246H210ZM213 247V246H212ZM8 247L5 249V248H3V249H5V250H8V251H6L5 252V250L4 251H2L3 253L5 252V253H7V252H9V249ZM13 248H14V246H13ZM184 248V247H183ZM214 248V247H213ZM217 248V247H216ZM184 249H186V248H184ZM230 249V248H229ZM195 250L196 249H194V250H192V248L190 249V247H189V249H187L186 251L188 252H186L185 250V252L187 253V254H190L191 253V255L193 254L194 255V257H197V253L195 252ZM20 251V250H19ZM170 251V250H169ZM227 251H228V249H227ZM207 253L209 252V250L208 251H206ZM206 252H205V254H206ZM10 253H12V252H10ZM18 253V252H17ZM217 253V256H218V252H216L215 251V253L214 254H216ZM233 253V252H232ZM13 254V253H12ZM11 254V255H12ZM213 254V255H214ZM224 254V253H223ZM6 256H7V258H10V257H8V254H5ZM16 255V254H15ZM20 255H21V253H20ZM20 255H19V257L18 258H20ZM192 255V256H193ZM207 255V254H206ZM210 255V254H209ZM209 255H207V256H209ZM232 255V254H231ZM219 256H220V254H219ZM240 256V255H239ZM23 257H25V255L23 256ZM210 257V259L209 260H207L208 261V264H232V262H231V260L230 261H228V260H226V259H223L221 256V258L220 257H218V258H216V259H212L211 258V255L209 256ZM232 257H233V255H232ZM11 258H13V257H11ZM220 258V259H219ZM234 258V257H233ZM27 259V258H26ZM179 259V258H178ZM208 259V258H207ZM18 261V260H17ZM28 261V260H27ZM5 262H6V260H5ZM205 264H206V260H205V262H204ZM236 263V262H235ZM20 264H22V263H20Z\"/></svg>",
	"mask_w": 264,
	"mask_h": 264
}]
</instances>
